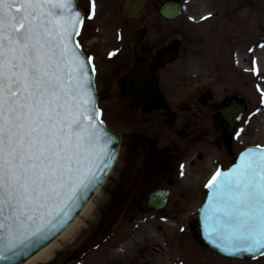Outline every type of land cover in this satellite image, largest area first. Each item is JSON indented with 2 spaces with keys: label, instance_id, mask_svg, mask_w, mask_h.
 <instances>
[{
  "label": "snow or ice",
  "instance_id": "snow-or-ice-1",
  "mask_svg": "<svg viewBox=\"0 0 264 264\" xmlns=\"http://www.w3.org/2000/svg\"><path fill=\"white\" fill-rule=\"evenodd\" d=\"M82 24L75 0H0V260L45 239L112 159L96 69L74 39ZM205 187L209 242L229 256H264V148Z\"/></svg>",
  "mask_w": 264,
  "mask_h": 264
},
{
  "label": "flooded vegetation",
  "instance_id": "flooded-vegetation-1",
  "mask_svg": "<svg viewBox=\"0 0 264 264\" xmlns=\"http://www.w3.org/2000/svg\"><path fill=\"white\" fill-rule=\"evenodd\" d=\"M153 24L152 36L146 37L149 27L145 20L123 22L118 32L127 36L108 41L101 49L103 66L96 74L99 101L106 123L120 134L121 143L109 180L107 206L98 216L95 235L98 264L114 263L110 261L111 253L120 249L123 242L126 250L121 252L132 259L126 260L127 264H196L191 260L156 261L159 249L171 252L174 245L149 237L145 228L158 226V220L194 219L204 179L215 167H224L233 160L241 141L254 130L249 124L251 119L256 121V113H250L249 108L255 95L246 90L248 82L227 76L231 73L241 77L229 68L232 58L226 55L235 50L230 43L224 47L226 54L215 56L214 67L193 65L189 80L181 78L185 71L183 64L158 68L161 92L157 100L151 96L146 100L135 97L132 102L119 94V82L134 64L138 61L153 64L158 52L174 39L158 23ZM137 31L145 36L134 39L132 34ZM175 33L181 35L179 27ZM257 34L252 47L238 49L246 62H253V54L259 53L256 46L264 42V27H259ZM204 49L199 41L182 39L179 58L191 53L201 59ZM221 75L222 78H216ZM237 94L244 97L248 107L230 131L236 107L232 97ZM241 103L239 100L237 109ZM229 131L230 145L226 141ZM164 195L167 197L162 207L156 209L154 206L161 204L158 201ZM157 232L153 231L163 235L161 229ZM132 247L136 250L130 256ZM179 256L187 257L184 253Z\"/></svg>",
  "mask_w": 264,
  "mask_h": 264
},
{
  "label": "rangeland",
  "instance_id": "rangeland-1",
  "mask_svg": "<svg viewBox=\"0 0 264 264\" xmlns=\"http://www.w3.org/2000/svg\"><path fill=\"white\" fill-rule=\"evenodd\" d=\"M88 1L90 0H79V4L87 7L86 5ZM120 1L121 0H116L115 4H119ZM106 5L107 2L104 7H100L97 10L95 16L88 14L86 16L84 29L78 36L81 44L84 45V50L86 51H90L92 49H95V46H99V44H93V37L95 36V32L98 31V27L101 26V23L103 21L107 20V18L110 21L109 15L113 17L114 21L121 20L124 17L123 8L121 6L117 12H115V10L112 11L114 12L112 16V12L110 11V9H107L108 7ZM256 5V0H254L250 6H246L244 0H184V12L181 19L178 21V25L182 29L186 30L185 37L188 40H191L194 37L193 33L195 32H200L202 36L206 38L202 46L206 47L205 52L208 58L204 61H200L203 66L208 64L212 65L214 63L213 58L218 55V52L221 51V48L222 52H224L225 43L235 42L234 39L228 38L230 36H235L233 33L238 31L240 22L243 26H245L244 30L242 31L244 33L243 41L249 40V32L247 33V31H251V29H253L251 28L252 25L256 26V35H258L257 32H259V27L261 25H264V0L260 1V9H257ZM254 11L256 12V15ZM89 16H91V18H89ZM162 20L163 19L158 15L157 11H155L153 6L150 4V7L148 6L147 21L151 25L155 21H159L162 23L160 24L162 30H166V27L169 26H175L174 24L167 22L163 24ZM253 21H256V24ZM115 31L116 28L115 26H113L111 29L107 28L104 35H102L100 31L98 32V34L100 33L101 38L105 39L107 37H113V32L115 33ZM152 34L153 32H150V37L152 36ZM239 44H242V42H240ZM262 45H264V42H261L256 46V48L259 47V51L260 49H263V53H258L259 55H256V59L259 63L258 73H256V98L254 97L253 99V109L254 107H256V133L244 139V143L264 142V47H262ZM193 59L194 57L188 54L183 58V63L191 64ZM190 68L191 67H189L187 70V78H189L188 74ZM241 79L248 80L250 82V87L253 90V74L244 75V77ZM250 126L252 127V124H250ZM109 186L110 184L108 178L104 185L99 189L97 195H94V197L92 198L90 207L87 212H85L80 217L79 225L77 226L75 233L67 236L62 240H59L57 246L55 247V250L53 251L51 259L47 261H41L38 264H95L94 262L96 261V256L94 250L93 232L98 229L97 215L99 211L103 208V206H107L106 202L109 196ZM181 225H186V228H188L187 221L185 220L164 222V225H158V228L164 229L163 234L165 233L166 235H168V238L173 239L171 235L179 232ZM146 229L151 230L150 228ZM147 233L151 237L156 238L150 232ZM84 244L87 245L88 249L85 252V256L83 255V257H78L74 260L68 261L69 256L73 254V250ZM184 244L188 249L187 251L191 253V257H188L187 259L192 258V261H205L207 262V264H264V256L256 260L241 262L228 261L224 260V258H219L209 251L202 249L195 242L191 234H189L188 237L186 236ZM135 250L136 248L132 247L130 256ZM165 253L166 251L162 253V250L157 253L155 258L156 261L159 260L160 262H162L163 260H166L165 256H163L166 255ZM122 257V254L116 253L115 255L111 256L110 260H118ZM127 260L132 259L128 258Z\"/></svg>",
  "mask_w": 264,
  "mask_h": 264
},
{
  "label": "water",
  "instance_id": "water-1",
  "mask_svg": "<svg viewBox=\"0 0 264 264\" xmlns=\"http://www.w3.org/2000/svg\"><path fill=\"white\" fill-rule=\"evenodd\" d=\"M145 1L146 0H129L125 6L127 15H129V16H133V15L134 16H140L143 13V7H144ZM75 4H76V0H75ZM180 8H181L180 0H167L166 2H164L160 6L159 11L163 17L168 18V19H175V18L179 17V15H180ZM175 55H176L175 51H172V54H170L171 59H173L175 57ZM169 61L162 62V63L167 64V63H169ZM144 67L146 69L141 68L140 65H137V67L132 72L131 76H129L125 80V82L122 83L123 85H121V91L125 89L124 88L125 85H130V84H132V86H134V88L137 91H140L143 93H150V92L158 91L157 80H156V77L154 75L155 74L154 70H151V68H149L147 66H144ZM91 76H92V87H93V93H94V99H95V106L97 108L96 90H95L94 82H93V73H91ZM124 92H126V90H124L122 93H124ZM103 126H104V129L108 132L109 136L111 137L112 143L110 145V149L112 150L113 156H112V159L110 161H108L107 168L102 169L101 172H97V176L99 177V179L92 186H90L86 192L81 191L78 200L73 203V205L71 206V208L67 212V214L64 217H62L60 221L57 222L59 226L48 231L46 233L45 239L41 240L39 243H34L32 246L28 247L26 249L24 255H21V256L17 257L14 260H11V261L0 260V264H21L25 260L30 258L33 254H35L37 251H39L41 248H43L45 245L50 243L54 238H56L74 220V218L78 215V213L82 210V208L85 206V204L92 197L94 192L98 189V187L103 182V180L105 179L106 175L108 174L110 168L112 167V165L114 163V160H115L116 155H117L119 140H120L119 134H117L113 130H110L104 124H103ZM258 148H264V147H258ZM255 149H257V148H255ZM239 163H240V156L238 157V159H237L236 163L233 165V167H235ZM232 168H230L224 172H228ZM210 195H211V192L208 189L204 205L207 203ZM200 220H201V222L199 224L200 232L195 233V238L197 240H199V242L203 246L208 247L209 249L216 252L217 254L224 255L227 257H232V258L250 259V258H256V257L260 256L259 254H256L255 256H253L252 254H249V253H239L237 255L229 256L227 253H225V252L221 251L220 249L214 247V245L211 242H209V240L207 239L206 234L204 233V230H203L202 208H201V212H200Z\"/></svg>",
  "mask_w": 264,
  "mask_h": 264
},
{
  "label": "bare ground",
  "instance_id": "bare-ground-1",
  "mask_svg": "<svg viewBox=\"0 0 264 264\" xmlns=\"http://www.w3.org/2000/svg\"><path fill=\"white\" fill-rule=\"evenodd\" d=\"M98 193V192H97ZM96 193V195H97ZM95 195V196H96ZM91 204V201L86 205V207L82 210L81 214L79 217H77L72 224H70L65 231H63V233L53 242H51L50 244H48L47 246H45L44 248H42L40 251H38L37 253H35L32 257H30L28 260H26L24 263L22 264H38L41 261H47L49 259H51V256L53 254V251L55 250V247L57 246V243L59 242V240H62L64 238H66L69 235H72L75 233L77 226L79 225V221H80V217L87 212V210L89 209Z\"/></svg>",
  "mask_w": 264,
  "mask_h": 264
}]
</instances>
